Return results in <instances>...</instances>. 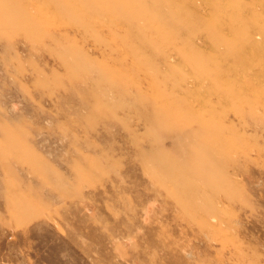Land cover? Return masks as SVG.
Masks as SVG:
<instances>
[{"label": "rangeland", "instance_id": "1", "mask_svg": "<svg viewBox=\"0 0 264 264\" xmlns=\"http://www.w3.org/2000/svg\"><path fill=\"white\" fill-rule=\"evenodd\" d=\"M0 264H264V0H0Z\"/></svg>", "mask_w": 264, "mask_h": 264}]
</instances>
